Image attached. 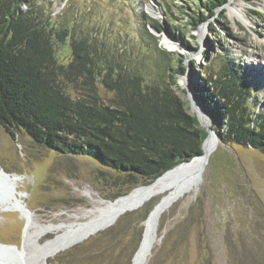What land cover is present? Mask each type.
<instances>
[{"label": "trees", "instance_id": "16d2710c", "mask_svg": "<svg viewBox=\"0 0 264 264\" xmlns=\"http://www.w3.org/2000/svg\"><path fill=\"white\" fill-rule=\"evenodd\" d=\"M227 1L198 0L207 15L189 13L188 25L198 27ZM47 6L0 0V125L6 133L13 139L26 134L46 151L91 158L129 183L146 185L203 152L207 131L177 94L187 70L182 54L159 47L155 38L128 40L123 31L109 40L104 25L80 24V10L56 14ZM182 27L173 25L177 38L184 35ZM66 84H75L81 96L73 98ZM102 85L114 94L109 104L100 96ZM191 85L224 143L264 153V110L257 108L255 88L240 66L226 54L218 56ZM146 218L122 216L49 262L132 264ZM128 232L135 237L131 250L111 245Z\"/></svg>", "mask_w": 264, "mask_h": 264}, {"label": "rangeland", "instance_id": "374dc122", "mask_svg": "<svg viewBox=\"0 0 264 264\" xmlns=\"http://www.w3.org/2000/svg\"><path fill=\"white\" fill-rule=\"evenodd\" d=\"M33 2L36 5L48 3L47 9L56 14L80 10V24L86 29L104 25L109 40L123 31L128 40L151 42L155 38L159 47L182 54L187 70L178 79L177 94L192 115L195 112L183 89L187 83L192 88V77L206 76L210 62L225 54L251 80L257 108L264 110V0H228L198 27L188 25L189 13L207 15L198 0H31ZM30 7L29 2L22 5L24 10ZM153 24H161L163 28L157 30ZM173 25L183 26L182 38H177L179 32ZM224 32L227 37L222 36ZM184 40L191 48L185 46ZM64 89L73 98L83 92L75 84H66ZM100 94L105 104L114 96L103 85ZM215 148L201 183L197 175L187 192L161 215L155 242L143 264H264V153L226 144L221 139L220 144L217 139ZM0 166L17 174L11 178L17 183V195L33 213L29 243L25 238L29 247L35 246L33 242L44 243L69 228L104 216L108 212L107 202L146 185L129 183L123 175L91 158L46 151L26 134L19 133L13 139L1 125ZM164 197L156 196L125 211L113 225L57 252L47 262L50 264L60 253L107 231L125 215L132 220L139 213L147 214L140 246L147 219ZM26 223V216L7 199L0 202L1 242L21 246ZM119 237L110 242L112 246L119 243L127 251L133 248L132 233L128 232L122 239Z\"/></svg>", "mask_w": 264, "mask_h": 264}, {"label": "bare ground", "instance_id": "6f19581e", "mask_svg": "<svg viewBox=\"0 0 264 264\" xmlns=\"http://www.w3.org/2000/svg\"><path fill=\"white\" fill-rule=\"evenodd\" d=\"M148 9L150 11L152 10L151 7H148ZM202 118L203 120H206L205 117L202 116ZM216 145L217 138L214 133H211V136L205 143L203 154L193 160L190 164H184L176 170L165 173L151 184L140 186L116 200L107 202L106 205L108 212L102 217L94 218L86 223L80 224L77 227L69 228L44 243L33 242L35 245L34 247H36L35 251L38 253V258L35 264L48 263L47 260L49 257L55 255L61 250L71 247L72 245L107 227L116 221L117 218L125 211L136 208L156 196L165 195L147 219L142 245L133 261V264H143L155 242L161 215L187 192L188 188L195 181L198 175L196 170V172L191 171H193L197 165H201L205 158L214 152ZM13 183L15 184V193L1 201H5L7 199L12 204V207L20 210L22 214L26 216L27 228L25 238L26 243H29L30 229L33 225V213L30 210H27L26 205L24 208L20 206L23 202L17 195V183H15V181H13Z\"/></svg>", "mask_w": 264, "mask_h": 264}, {"label": "water", "instance_id": "95a60500", "mask_svg": "<svg viewBox=\"0 0 264 264\" xmlns=\"http://www.w3.org/2000/svg\"><path fill=\"white\" fill-rule=\"evenodd\" d=\"M185 91L189 95L191 108L194 110L195 115H196L201 127L205 128L207 131V137L202 142V149L204 152L205 143L208 141L209 137L211 136V133L215 134L216 138L219 140V144H220V137H219L217 131L213 127V122H212L211 116L209 115V113L205 109L204 105L197 99L193 89L190 87V85L188 83L185 86ZM197 107H199V108H197ZM202 116L205 117L206 120H203ZM203 152L201 154L193 157L190 161L182 162V163L178 164L177 166L167 170L165 173L170 172L172 170H176L178 167H182L184 164H190L193 160L200 157L203 154ZM210 159H211V156H207L205 158V160L201 163V165H197L194 168V170L191 171V172L197 171V173L199 175L198 176L199 177V184L202 181L203 172H204L206 166L209 164ZM15 175H17V174H11L0 166V201L4 200L5 198H7L10 195H13L15 193V184L13 183V181L11 179ZM25 205L26 204H21L20 206H22L24 208ZM27 210H29V209L27 208ZM115 222L116 221L111 223L109 226L113 225ZM141 245H142V242H141L139 248L137 249V251L135 252L132 261H134V258L136 256V254L138 253ZM29 246L30 245L25 243V237H24V240H23L21 246H18L17 244L3 243L0 241V264H35L37 261V258H38L37 257L38 253L35 251L36 247H34V246L29 247ZM46 264H49V263H46Z\"/></svg>", "mask_w": 264, "mask_h": 264}]
</instances>
